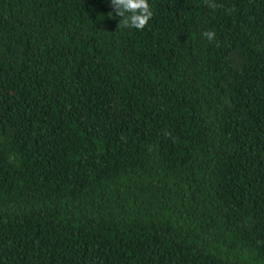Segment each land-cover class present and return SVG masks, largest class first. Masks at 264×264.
<instances>
[{
	"label": "trees",
	"instance_id": "trees-1",
	"mask_svg": "<svg viewBox=\"0 0 264 264\" xmlns=\"http://www.w3.org/2000/svg\"><path fill=\"white\" fill-rule=\"evenodd\" d=\"M149 4L0 0V264H264V0Z\"/></svg>",
	"mask_w": 264,
	"mask_h": 264
},
{
	"label": "clouds",
	"instance_id": "clouds-1",
	"mask_svg": "<svg viewBox=\"0 0 264 264\" xmlns=\"http://www.w3.org/2000/svg\"><path fill=\"white\" fill-rule=\"evenodd\" d=\"M115 16L120 17L117 28H134L143 30L153 17L149 0H110ZM210 7H215L210 4ZM112 16V13H109ZM203 35L211 42L215 37L214 31H205Z\"/></svg>",
	"mask_w": 264,
	"mask_h": 264
}]
</instances>
